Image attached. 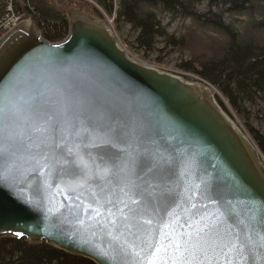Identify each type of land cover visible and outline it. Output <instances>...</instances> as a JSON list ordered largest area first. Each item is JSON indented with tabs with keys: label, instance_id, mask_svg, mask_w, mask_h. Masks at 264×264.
<instances>
[{
	"label": "water",
	"instance_id": "obj_1",
	"mask_svg": "<svg viewBox=\"0 0 264 264\" xmlns=\"http://www.w3.org/2000/svg\"><path fill=\"white\" fill-rule=\"evenodd\" d=\"M0 37V239L94 264H264V156L213 89L82 5Z\"/></svg>",
	"mask_w": 264,
	"mask_h": 264
},
{
	"label": "trees",
	"instance_id": "obj_2",
	"mask_svg": "<svg viewBox=\"0 0 264 264\" xmlns=\"http://www.w3.org/2000/svg\"><path fill=\"white\" fill-rule=\"evenodd\" d=\"M95 1L107 13L115 12L116 20L127 22L136 31L134 43L144 53L154 48L158 38L174 45L183 42L182 38H176L166 31L158 18V12L187 17L203 27L214 28L222 34L221 44L210 55L197 59V64L186 61L181 64V68L195 73L215 86L241 115L245 113V104L264 109V16L248 25L250 33L237 29L223 16L224 12H251L260 8V2L264 0ZM23 2L31 9L30 12L33 13L37 25L43 29L45 38L56 41L65 36L67 20L60 12L49 7L47 0ZM201 3H206V8L200 9ZM8 4L18 7L16 1L12 3L7 0ZM7 5L4 3L0 6V20L8 14ZM224 6L226 9L223 11L221 7ZM247 126L251 138L264 156V134L248 123ZM0 264L94 263L84 257L56 249L43 241L32 243L24 238L4 237L0 239Z\"/></svg>",
	"mask_w": 264,
	"mask_h": 264
},
{
	"label": "rangeland",
	"instance_id": "obj_3",
	"mask_svg": "<svg viewBox=\"0 0 264 264\" xmlns=\"http://www.w3.org/2000/svg\"><path fill=\"white\" fill-rule=\"evenodd\" d=\"M8 1H12V3L16 1L19 8H16L14 4H11V8L15 9H13V12V10L9 7V4L7 5V0H0V6L2 7V5L6 3V10L9 11L5 20H0V32L3 31L7 25L12 26L16 18H19L21 20L30 19L42 33L43 29L37 25L33 13L30 12L31 9L26 3H24L25 1ZM47 3L49 7L60 12L64 18H66L65 9L67 7L82 5L93 16L100 17L112 27L117 35V38L131 56L149 65L156 66L172 73L180 74L188 79L204 80V82L209 84L215 92V97L224 111H226V113L245 133L251 137L247 126L248 123L254 129L264 134L263 108L250 107L245 104V113L241 115L232 108L222 93L215 86L207 80L195 75V73L181 68V64L186 61L197 64V59L203 57V55H210L215 48L221 44L222 34L217 32L214 28L203 27L199 23H196L187 17H177L166 12H158V18L162 26L165 27L166 31L176 38H182L183 42L181 44L174 45L168 43L163 38H158L154 48L151 51L144 53L138 50L134 43L136 31L133 30L127 22L116 20L115 12L110 14L107 13L95 0H47ZM260 4V8L258 7V9H254L251 12H224L223 16L227 22H231L237 29L246 30L250 33L247 29L248 25H250L258 17L264 16V1H261ZM226 6L221 7L223 11L226 9ZM199 8H206V3H201Z\"/></svg>",
	"mask_w": 264,
	"mask_h": 264
},
{
	"label": "built area",
	"instance_id": "obj_4",
	"mask_svg": "<svg viewBox=\"0 0 264 264\" xmlns=\"http://www.w3.org/2000/svg\"><path fill=\"white\" fill-rule=\"evenodd\" d=\"M7 15H8V14H6V15H5V16H4L2 19H4V20H5V18L7 17ZM4 20H3V21H4Z\"/></svg>",
	"mask_w": 264,
	"mask_h": 264
}]
</instances>
